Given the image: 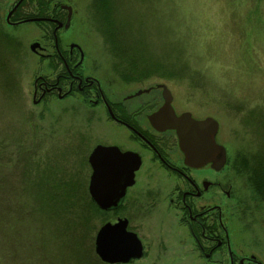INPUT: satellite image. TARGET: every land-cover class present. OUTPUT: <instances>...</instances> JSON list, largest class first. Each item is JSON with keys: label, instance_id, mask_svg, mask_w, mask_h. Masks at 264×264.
<instances>
[{"label": "rangeland", "instance_id": "obj_1", "mask_svg": "<svg viewBox=\"0 0 264 264\" xmlns=\"http://www.w3.org/2000/svg\"><path fill=\"white\" fill-rule=\"evenodd\" d=\"M17 1L0 0V264H105L94 238L117 214L90 206L87 157L97 145L126 147L127 131L103 123L102 109L79 98L34 102L35 78L53 80L55 65L29 47L38 43L51 54L52 26H8ZM47 1L45 16L56 4L71 8L58 39L81 49V72L109 98L163 85L176 114L217 121L227 162L211 202L227 227L264 243V0H105L103 9L95 0ZM35 6L28 0L20 14H34ZM142 94L133 105L148 104L156 91ZM141 215L131 223L145 256L129 264L181 263L176 241L184 229L172 217Z\"/></svg>", "mask_w": 264, "mask_h": 264}, {"label": "flooded vegetation", "instance_id": "obj_2", "mask_svg": "<svg viewBox=\"0 0 264 264\" xmlns=\"http://www.w3.org/2000/svg\"><path fill=\"white\" fill-rule=\"evenodd\" d=\"M64 6L68 5L56 4L52 14L40 17L41 22L52 26L53 51L47 54L46 49L39 44L36 52L32 53L40 59L49 60L51 66L55 65L51 67L55 71L53 80L35 78L33 97L39 93L38 99L34 102L49 95H54L58 100L79 98L85 105L102 109L103 123H115L127 131L126 147L117 144L104 146H115L121 153H131L130 158L126 162H121L120 166L136 167L132 174V184L126 187L122 201L115 209L100 211L116 213L114 223L119 219L126 220V231L134 233L137 238L136 225L132 224L131 217L142 214L141 216H150L158 220L166 218L168 221V217L174 218V224L184 229L176 241L182 251L181 258L178 259L181 262L179 264H264V243L246 241L239 233L227 227L219 205L211 202L218 200L220 184L217 177L225 167L227 159L220 168L213 166L212 162L200 166H189L184 163V155L178 146L176 132L171 129L158 130L149 120L150 116L164 105L163 85L149 87L143 92L138 91L125 98L111 99L102 90L97 79L83 74L81 69L84 55L81 49L76 44H69L65 49L58 39V31L64 30L68 16V10ZM13 12L7 22L8 26L25 23L22 20H11ZM57 23H61L62 26L58 28ZM69 27L70 23L67 29ZM155 91V98L148 104L133 105L134 97ZM170 104L172 107V100ZM145 106L151 109L147 113L143 112ZM172 110L176 117L189 113L176 114L173 107ZM216 135L215 142L219 144ZM178 152L180 157L177 156ZM88 157L87 164L90 167ZM135 159L139 160V163L135 162ZM91 172L90 168V175ZM142 175L145 177L143 181ZM124 181L122 176L121 184ZM222 192L229 197L228 191ZM160 235L168 236L164 232ZM138 240L142 246V256L124 264L141 260L145 256V242L139 238ZM160 242L165 249L170 248L166 240L160 239ZM188 257H191L190 260L186 259Z\"/></svg>", "mask_w": 264, "mask_h": 264}, {"label": "water", "instance_id": "obj_3", "mask_svg": "<svg viewBox=\"0 0 264 264\" xmlns=\"http://www.w3.org/2000/svg\"><path fill=\"white\" fill-rule=\"evenodd\" d=\"M22 0L8 12L6 21ZM68 10L67 20L64 29L70 23L71 8ZM42 18H34L30 21H39ZM57 23V27H61ZM55 32V31H54ZM55 37V33H54ZM56 41V40H55ZM30 50L36 52L38 43L30 45ZM162 97L164 105L149 120L158 130L171 129L176 132L178 146L184 155V163L189 166H200L212 162L218 168L226 162L225 148L215 142V135L218 130V123L214 118L196 120L189 113L176 117L172 107V96L165 86H162ZM131 153H121L115 146L97 145L88 157L92 170L88 182L87 191L90 200L99 210L115 209L124 196L127 186L132 184V174L136 167L120 166L126 162ZM136 157V155H134ZM217 156V157H216ZM139 163V160L135 159ZM124 177L121 184L120 178ZM127 221L119 219L115 223H106L99 228L94 238V252L98 259L105 264H124L131 259H139L142 256V246L132 232L126 231Z\"/></svg>", "mask_w": 264, "mask_h": 264}, {"label": "trees", "instance_id": "obj_4", "mask_svg": "<svg viewBox=\"0 0 264 264\" xmlns=\"http://www.w3.org/2000/svg\"><path fill=\"white\" fill-rule=\"evenodd\" d=\"M27 1L28 0H22L19 3L18 7L13 12V16L11 17V20H13V21L22 20L23 22H30V20H32L34 18L45 17V14H44L45 8L48 7V1L47 0H36V6L34 9L35 10L34 14H28V15L22 14L21 15L20 11ZM95 2L98 3L97 9L98 8L103 9V7H106L105 6V4H106L105 0H95ZM104 19H107V17ZM32 22H34L36 25L45 24V23L41 22L40 20L39 21H32ZM107 25H111V24L108 22ZM111 31H112V29H111ZM106 34L109 35L110 37H112L111 32H109V30L106 31ZM89 204H90V206H93V209L99 210L91 200H90Z\"/></svg>", "mask_w": 264, "mask_h": 264}]
</instances>
